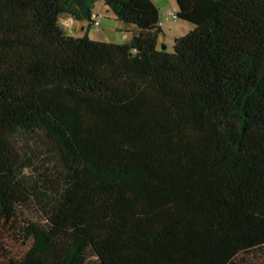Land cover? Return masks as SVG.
Listing matches in <instances>:
<instances>
[{
    "label": "trees",
    "instance_id": "obj_1",
    "mask_svg": "<svg viewBox=\"0 0 264 264\" xmlns=\"http://www.w3.org/2000/svg\"><path fill=\"white\" fill-rule=\"evenodd\" d=\"M96 1L0 0V264H264V0Z\"/></svg>",
    "mask_w": 264,
    "mask_h": 264
},
{
    "label": "rangeland",
    "instance_id": "obj_2",
    "mask_svg": "<svg viewBox=\"0 0 264 264\" xmlns=\"http://www.w3.org/2000/svg\"><path fill=\"white\" fill-rule=\"evenodd\" d=\"M155 6L158 8L160 20L162 23V33L159 34L157 39V49L163 50L167 53H172L174 39L183 37L193 30L194 26L177 20L166 19V14L176 13V5L173 0H153ZM99 17L98 27L90 28L88 31V38L92 41L123 44L129 42L132 38L131 33L125 32L128 26L120 21H117L111 11H109L102 3L97 0L92 9V18ZM68 20L66 16L59 19V27L64 31L67 36L79 37L83 35L82 27L87 26L86 22H78L71 19L72 24L67 26L64 22ZM127 35V40L123 39V36ZM4 242L8 241L4 238ZM6 251L14 257H17L24 251V247L20 245L7 244Z\"/></svg>",
    "mask_w": 264,
    "mask_h": 264
},
{
    "label": "built area",
    "instance_id": "obj_3",
    "mask_svg": "<svg viewBox=\"0 0 264 264\" xmlns=\"http://www.w3.org/2000/svg\"><path fill=\"white\" fill-rule=\"evenodd\" d=\"M165 18H166V19H169V20H177L176 14H175V13H172V12L166 14V17H165ZM64 24L67 25V26H70V25L72 24L71 19L66 20V21L64 22ZM98 25H99V17L96 16V18L93 19V23L91 24V26H93V27H98ZM161 26H162V23H161V20H160V21L158 22V27L161 28Z\"/></svg>",
    "mask_w": 264,
    "mask_h": 264
},
{
    "label": "crops",
    "instance_id": "obj_4",
    "mask_svg": "<svg viewBox=\"0 0 264 264\" xmlns=\"http://www.w3.org/2000/svg\"><path fill=\"white\" fill-rule=\"evenodd\" d=\"M90 28H93V26H89V27L86 26L85 28L82 27L81 29H82L83 33L88 34V31H89ZM125 32L131 33V35L133 37V35L135 34V29L132 26H128V28L126 29ZM123 39L126 41L127 40V35L123 36Z\"/></svg>",
    "mask_w": 264,
    "mask_h": 264
}]
</instances>
